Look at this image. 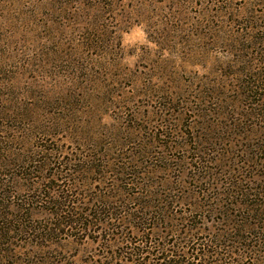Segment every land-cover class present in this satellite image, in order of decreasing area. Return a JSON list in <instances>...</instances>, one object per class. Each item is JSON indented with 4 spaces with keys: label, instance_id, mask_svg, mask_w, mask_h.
<instances>
[{
    "label": "rangeland",
    "instance_id": "374dc122",
    "mask_svg": "<svg viewBox=\"0 0 264 264\" xmlns=\"http://www.w3.org/2000/svg\"><path fill=\"white\" fill-rule=\"evenodd\" d=\"M257 73L264 0H0V180L16 207L31 195L19 192L29 163L48 158L29 178H87L98 192L101 177L72 172L90 155L88 163L136 165L150 194L196 197V163H255L244 152L264 149V121L243 97ZM48 207L35 204L26 218L43 222ZM97 236H14L0 264L99 262Z\"/></svg>",
    "mask_w": 264,
    "mask_h": 264
},
{
    "label": "trees",
    "instance_id": "16d2710c",
    "mask_svg": "<svg viewBox=\"0 0 264 264\" xmlns=\"http://www.w3.org/2000/svg\"><path fill=\"white\" fill-rule=\"evenodd\" d=\"M251 76L252 81L244 85L243 97L250 99L253 110L258 108L253 115L264 121V76ZM169 105L167 102L163 107ZM244 153L246 162L255 163H235L233 167L216 163L214 168L209 163H196L191 175L199 191L196 197L189 192H174L173 188L150 194L136 165L88 163L90 155L72 165V172L101 177L98 180L105 187L98 192L90 190L91 180L87 178L65 177V185H51V180L58 181L53 173L51 179L34 181L29 177L42 173L49 159L29 163V171L23 173L28 177L24 178L27 185L19 192L31 195L16 207L11 200L16 192L6 189L0 180V206L6 211L0 212L2 256L11 253L4 246L14 236L52 242L62 235L75 238L92 232L99 242H105L104 260L84 264H264V167L257 163L261 160L257 155L264 154V149ZM244 170L246 175H242ZM10 184L17 189L14 180ZM35 204L49 206L46 220L36 224L26 218ZM184 204L186 208L176 210ZM202 221L212 227L205 229Z\"/></svg>",
    "mask_w": 264,
    "mask_h": 264
}]
</instances>
